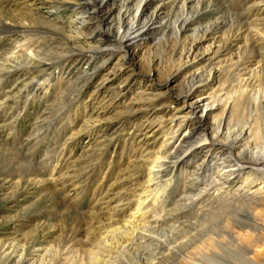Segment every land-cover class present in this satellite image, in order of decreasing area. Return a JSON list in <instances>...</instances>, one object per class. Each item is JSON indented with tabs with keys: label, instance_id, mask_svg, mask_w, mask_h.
Segmentation results:
<instances>
[{
	"label": "rangeland",
	"instance_id": "374dc122",
	"mask_svg": "<svg viewBox=\"0 0 264 264\" xmlns=\"http://www.w3.org/2000/svg\"><path fill=\"white\" fill-rule=\"evenodd\" d=\"M184 1L166 0V27H158L134 46L130 60L120 51L91 60L87 51L91 45L77 39L69 43L76 34L72 22L76 14L69 5L0 0V89L16 87L8 103L0 105V264H238L218 246L227 243V232L245 234L236 219L228 214L208 218L212 211L204 215L185 206L186 195L198 192L187 185L188 173L204 151L190 164L179 165L165 207L160 203L137 219L159 230L151 231L147 239L136 233L134 242L120 227L136 207L146 180L138 165L148 150L141 140L143 129L149 126L148 139L156 140L153 151L164 144L166 121L181 106L169 102L178 99L195 74L202 80L208 79L211 69L215 72L214 80L201 87L203 94L190 100H218L206 125L211 129L224 116L230 135L251 130V137L243 140L250 142L248 150L264 149V76L256 73L250 84L245 83L260 58L255 43L246 42L247 20L264 18V1L192 0L183 15ZM90 3L83 2V8L97 21ZM191 15L194 21L179 35L184 17ZM4 25L23 32L19 38L8 36ZM202 27H211L210 35L197 50L207 52L199 62L186 65V48ZM17 42H33L40 59H53L60 49L70 57L51 74L50 85L37 88L32 78L45 79L50 72L27 70L26 55L19 59L13 55ZM110 44L103 41L102 47ZM76 49L84 51L81 56L74 54ZM10 70L17 73L7 75ZM30 81V89L19 94L20 102L14 105L16 90L26 89L23 84ZM5 97L0 93V103ZM180 116H175L174 128ZM196 220L191 232L167 239L170 247L179 246L176 253L156 247L157 240H165V229ZM115 228L127 244L107 234ZM244 244L251 264H264V240L259 246ZM155 251L163 255L156 256Z\"/></svg>",
	"mask_w": 264,
	"mask_h": 264
},
{
	"label": "bare ground",
	"instance_id": "6f19581e",
	"mask_svg": "<svg viewBox=\"0 0 264 264\" xmlns=\"http://www.w3.org/2000/svg\"><path fill=\"white\" fill-rule=\"evenodd\" d=\"M50 1L58 5L66 4L70 8H73L76 18L72 22L75 26L76 34L71 37L72 40H69V43H72L71 41L73 39H77L91 45L87 50L90 53L91 60H96L101 56H109L119 51L123 53L125 59L130 60L133 57L130 50L134 46L141 45L158 27H166L164 25V9L169 5L166 0H121L119 4L116 2L117 0ZM83 2H91L93 12L97 14V21H94L90 12L83 8ZM191 2L192 0H185L183 2L181 6L183 15L190 9L189 5ZM251 12L248 11V15ZM194 18L195 15L184 17V22H182V26L180 25L181 27L179 26L178 29L179 35L181 31L185 30L194 21ZM247 21L246 42L255 43L258 47L260 57L257 62L258 66L252 71L250 79H245V83L250 84L254 74L258 73L257 76L260 74L259 77L261 78L264 76V18H257L256 20L248 19ZM210 30L211 27L196 29L193 43L190 48H186V65H194L200 61L201 56L206 54V50V52L200 54L197 47L209 38ZM3 32L5 34L7 33V35H16L19 38L18 36H21L23 31L4 25ZM106 40L111 43L110 46L102 47L103 41ZM95 42L96 44H94ZM17 43L15 47L16 51L13 55L16 57L15 59L26 55L28 58L25 64L27 70L34 72V69L40 68L43 72H50L49 76L45 79H41V77L32 78L33 82L36 81L37 88L42 85H50L53 78L51 74L55 73L58 67L63 64L62 62L68 61L70 57V54L67 52L63 53L64 49H60V52H58L59 55L53 59H40L34 51L35 47L33 42ZM246 45L247 49H249L250 45ZM218 49L220 50L221 46ZM76 51H74V54H79L80 56L82 55L80 52H84L80 49H76ZM15 71L10 70L5 73L7 75H13ZM197 78L198 76L195 74L192 80L189 81L186 89L179 93L178 99L169 102L170 106L175 107L177 103L181 104V106H177L174 113L166 121V135L168 138L164 140V144L153 151V147L151 146L156 144V140L152 143L149 141L147 136L150 131L149 126L143 129L145 136L143 135L144 137L141 140L148 150L147 152L144 151L138 165L142 167V176L146 180L140 187L141 192L137 195L136 207L124 219V222H121L122 226L120 227H123V234L131 235L130 239L132 240L137 236L136 233L141 238L147 239L151 235V231L159 230L157 227L144 226L137 219L139 217L143 219L150 212V209L160 203L165 207V195H167L168 189L174 185V176L181 171L179 168L190 164L193 157L201 155V152L204 151V157L188 173L187 185L189 184V187L191 185L196 187L198 192L193 193L186 186V191H190L193 194L186 195V201L188 203L185 206L190 210L198 209L204 215L206 212L212 211L213 213L208 218H214L216 216L221 218L222 215L227 214L232 221L235 218V221L245 230V234L240 235L241 233H238V235H234L232 231L227 232V243H219V249L233 259L234 263L251 264L252 262L248 257V249L244 243L248 242L249 244L259 246L258 243L264 240V149H261L262 151L256 150L255 152L248 150L251 147L250 142L244 143L243 140L251 137V130L248 131L247 128H243L235 135H230L228 129L225 130L224 116L218 118L215 126V122H213L211 129L206 125L207 118L212 116V110H216L219 107L218 100L210 102V100L208 101L202 97L193 102H190V100L198 93L199 95L203 94L200 93L201 87H204L214 80L215 72L211 69L208 79L197 80ZM31 81L23 84L26 89H23L21 86L22 88L20 87V90H16L18 95L13 96V99L17 97L14 105L20 102L21 96L19 94L30 89V85L33 84ZM15 89L16 87L3 91L0 89V93L6 96L1 101V106L8 103V99L11 97L10 93ZM229 104L230 102L226 104L225 112L228 111ZM179 114H181L179 117L181 121L174 128L175 116ZM172 144L173 148L170 149ZM150 150L153 152L151 153ZM249 151L253 152V156L247 157L246 153ZM260 154L262 155L260 156ZM179 165L182 166L179 167ZM259 174H262V176ZM203 203L206 204L204 205ZM260 206H263L262 209H259ZM213 208L214 210H212ZM255 211H258L261 217H256L257 214ZM199 216L201 217V215ZM197 225L198 221L196 220L194 223H180L170 226L164 230L165 232L162 235L165 240H157L156 247H164L165 250H168V254L176 253L179 246L175 245L170 247L169 245L171 243L167 239L169 237H175L177 239L184 232H191ZM247 227L249 229H245ZM221 228L223 229V226ZM122 231L115 228L107 234H115L122 244H127L126 241H121L124 237L122 236ZM155 253L156 256L163 255L160 252L155 251ZM212 254L216 255L217 251H212ZM166 256L168 259V255ZM164 258L166 259V257ZM19 262L16 264H19ZM227 264L231 263L228 262Z\"/></svg>",
	"mask_w": 264,
	"mask_h": 264
}]
</instances>
